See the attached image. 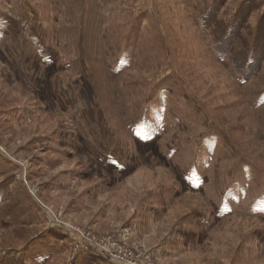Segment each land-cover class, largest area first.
Wrapping results in <instances>:
<instances>
[{"label":"rangeland","instance_id":"rangeland-1","mask_svg":"<svg viewBox=\"0 0 264 264\" xmlns=\"http://www.w3.org/2000/svg\"><path fill=\"white\" fill-rule=\"evenodd\" d=\"M211 1L0 0V264H264V0Z\"/></svg>","mask_w":264,"mask_h":264},{"label":"trees","instance_id":"trees-1","mask_svg":"<svg viewBox=\"0 0 264 264\" xmlns=\"http://www.w3.org/2000/svg\"><path fill=\"white\" fill-rule=\"evenodd\" d=\"M210 4H211V7L209 6V8H208V10L209 11H212V14H210V18H212V16L214 17V14H216L217 13V11H218V9L217 8H215V6L217 5V7L220 5V4H218L217 3V0H213V1H211L210 2ZM242 9V7L241 8H239V11L236 13V15L234 16V20H233V24L231 23L228 27H227V30L226 31H224L223 32V34L221 35V38H219V42H218V50L220 51V52H222L223 54H225V53H227V52H230L232 49H234V46H235V39H236V36L234 35V34H230V31H231V29H233V30H238V28L239 29H241V27L240 26H238L237 25V20L239 19V17H240V15H243V14H245V12L247 11V10H241ZM206 11V13L207 12H209V11ZM208 14V13H207ZM204 18H205V16H203ZM208 19L207 21H206V18H205V21L206 22H211L212 21V19ZM232 27V28H231ZM222 33V32H221ZM230 34V35H229ZM229 35V36H228ZM228 37L229 38V43H228V45H225L224 44V40H222L221 42H220V39H222V37L223 38H225V37ZM259 40H260V37H258V36H256ZM223 42V43H222ZM222 44H224V46L222 45ZM225 49H224V48ZM255 49V47H253V49H251V51H253ZM250 51V52H251ZM250 52H248V54H250ZM262 54H264V50L262 51ZM261 54V55H262ZM260 58V57H259ZM252 60H254L253 58H251ZM256 60H257V62L255 61V63L256 64H254V65H252V63H250V67H252V68H254V69H256L257 67H259V65H260V63H259V59H257L256 58ZM233 64L236 66V68L242 73V77L244 78V79H246V78H248L249 76H252L253 75V73L251 72V73H248L247 74V72L245 71L247 68H248V66H245V67H241V65H240V63L238 62V60H236V58H233ZM252 65V66H251Z\"/></svg>","mask_w":264,"mask_h":264},{"label":"built area","instance_id":"built-area-1","mask_svg":"<svg viewBox=\"0 0 264 264\" xmlns=\"http://www.w3.org/2000/svg\"><path fill=\"white\" fill-rule=\"evenodd\" d=\"M80 235H81V237L83 238V239H81V240H83L84 242H86L85 240H87L89 243H93L92 242V240L91 239H89V238H86L85 236H84V234H82V233H80ZM87 243V242H86ZM97 246H98V243L96 242L95 243ZM98 248H99V246H98ZM100 249V248H99ZM101 250V249H100ZM102 253L104 254H102V253H100L101 255H103L104 257H106V256H108V257H111V258H115V259H117V260H119V261H121V262H123L124 264H138V263H136V262H134V261H132V260H130V259H127V258H123V257H121L118 253L119 252H117V251H115L114 249H109V248H103L102 250ZM107 257V258H108Z\"/></svg>","mask_w":264,"mask_h":264},{"label":"crops","instance_id":"crops-1","mask_svg":"<svg viewBox=\"0 0 264 264\" xmlns=\"http://www.w3.org/2000/svg\"><path fill=\"white\" fill-rule=\"evenodd\" d=\"M66 240V239H65ZM65 243H67V241H65ZM68 245V244H67ZM67 247V246H66ZM45 256V255H44ZM85 263H88L85 259H84ZM47 264V263H46ZM89 264H114L110 261H106V260H101L98 257H90V261Z\"/></svg>","mask_w":264,"mask_h":264}]
</instances>
